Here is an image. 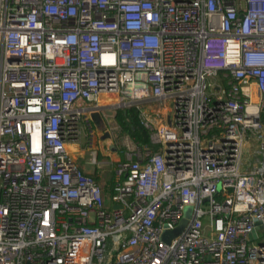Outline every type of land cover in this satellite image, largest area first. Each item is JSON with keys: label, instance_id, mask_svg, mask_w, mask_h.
I'll return each mask as SVG.
<instances>
[{"label": "built area", "instance_id": "obj_1", "mask_svg": "<svg viewBox=\"0 0 264 264\" xmlns=\"http://www.w3.org/2000/svg\"><path fill=\"white\" fill-rule=\"evenodd\" d=\"M85 103L156 146L108 199ZM0 264H264V0H0Z\"/></svg>", "mask_w": 264, "mask_h": 264}, {"label": "rangeland", "instance_id": "obj_2", "mask_svg": "<svg viewBox=\"0 0 264 264\" xmlns=\"http://www.w3.org/2000/svg\"><path fill=\"white\" fill-rule=\"evenodd\" d=\"M89 105L85 103V106ZM143 112L148 115L151 123L153 125L166 122L167 117L172 114V102L167 101L166 103H160L158 101H152L142 107ZM106 112L110 111H95L92 110V113L89 112V116H93L92 121V129L95 134V139L92 147L88 148L85 146H80L77 151L73 149V147H69L70 154L72 158L78 164H84L87 162L89 152L95 151L98 155V161H106L109 162L110 170L114 169V165L118 161H122L124 159V151L128 147L132 150L135 145L130 140V138L126 135L121 134V130L115 121V114L117 110L111 111V116L106 115ZM106 129L110 131L112 138H107L105 136ZM250 138V135H249ZM259 141L254 137L252 141H246L243 151H242V167L247 166H255L258 165L259 156L255 154V151L258 150ZM85 170L89 171L91 168H94L96 171L95 179L100 183L101 187L103 184L106 185V181L111 179V176L100 174V170L96 169L95 166L84 165ZM107 187V186H106ZM107 189V188H106ZM106 198L108 199L110 196V192L106 193ZM188 215H190L188 213ZM86 250L83 249V253Z\"/></svg>", "mask_w": 264, "mask_h": 264}, {"label": "trees", "instance_id": "obj_3", "mask_svg": "<svg viewBox=\"0 0 264 264\" xmlns=\"http://www.w3.org/2000/svg\"><path fill=\"white\" fill-rule=\"evenodd\" d=\"M114 118L121 130V134L128 136L135 145L139 147L150 146L154 150L156 149V146L151 145L148 132L140 124L138 109L132 107L118 110Z\"/></svg>", "mask_w": 264, "mask_h": 264}, {"label": "crops", "instance_id": "obj_4", "mask_svg": "<svg viewBox=\"0 0 264 264\" xmlns=\"http://www.w3.org/2000/svg\"><path fill=\"white\" fill-rule=\"evenodd\" d=\"M88 109H89V111H88V113L89 112H91L92 113V106L91 105H87L86 106ZM104 111V110H103ZM106 115H108V116H111L110 115V112H106ZM92 118H93V116H92ZM107 130V129H106ZM105 136H106V132H105ZM107 138H112V135H107L106 136ZM84 165H89L87 162H85L84 164H79V166L81 167V169L85 172V173H88V174H92L93 176H95L96 175V171L97 170H95L94 168H91L89 171H87V170H85V166ZM110 165L111 164H109V162L108 163H106V161H100V163H99V165H96L95 166V168L96 169H98V170H100V174H102V175H110L111 176V179H109L108 181H106V185L105 184H103L102 185V188H103V190H104V192L105 193H108V192H110L111 191V185H112V183H113V181H114V179H115V176H114V169L113 170H110L109 169V167H110ZM89 166H92V165H89ZM94 167V166H93ZM97 180V179H96ZM100 184V183H99ZM106 186H107V191H106ZM107 195V194H106Z\"/></svg>", "mask_w": 264, "mask_h": 264}, {"label": "water", "instance_id": "obj_5", "mask_svg": "<svg viewBox=\"0 0 264 264\" xmlns=\"http://www.w3.org/2000/svg\"><path fill=\"white\" fill-rule=\"evenodd\" d=\"M167 122H169V119H167ZM106 136H107V134H106ZM187 210H189V208ZM186 223H187V220L183 219L174 230L164 231V233L162 234V240L165 243H170V241L172 239L178 237L181 234V232L183 231Z\"/></svg>", "mask_w": 264, "mask_h": 264}]
</instances>
